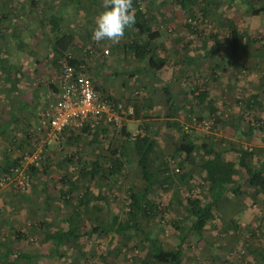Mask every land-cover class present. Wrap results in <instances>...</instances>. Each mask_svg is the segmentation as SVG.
Segmentation results:
<instances>
[{"label":"rangeland","instance_id":"obj_1","mask_svg":"<svg viewBox=\"0 0 264 264\" xmlns=\"http://www.w3.org/2000/svg\"><path fill=\"white\" fill-rule=\"evenodd\" d=\"M90 1L96 4L98 2L97 6L95 5L96 8L93 5L92 12L89 11L92 14L77 17L59 12L54 13L53 16L46 14L42 12L40 0H0V33H4L2 37L0 36V49L5 56V61L10 60L12 63L5 71L0 68V123L5 115L8 116L10 107L16 108L19 100L26 104L27 113L33 117L43 105L41 94H43L44 77L37 71L45 61L41 63L35 59L41 56L38 51L44 52L47 46H44L45 49L43 46L32 48L26 46L21 47V50L14 45L4 46L6 41L16 43L14 39H10V36L19 21L22 22H20L22 26H26L24 27L25 35H34L33 31L36 30L39 37L41 36L40 40L43 41L48 32L50 36H54L48 26L53 25L56 28L60 25V22L57 23L55 19L56 16H59L62 23H69L75 33L80 27L89 29V37H82L81 32L75 36L76 50H80L79 55L83 59L86 55L84 49L88 46L93 48V55H87L88 66L90 63L101 62L100 59L104 58L105 62L102 64L106 67H99L98 82L104 83L111 92V96L107 93L108 96L122 105V112L116 113L120 117L119 125L115 126L113 123L102 120L97 129L101 132L100 130L105 128L106 132L104 135L97 133V141L94 144L90 141L92 135L89 133L78 131L73 133V135L79 134L78 138L69 140V138L66 139L69 132L64 131L59 141L44 147L46 157L36 162L37 174L30 177L28 188L19 190L13 184L0 188V242L18 251L37 254L34 264H104L103 256L111 264H157L146 256L148 248L141 236L134 235L130 239L120 240L109 232L91 233L78 239H71L60 246V256H48L53 243L44 238L45 227L37 225L32 228V225L39 221H47L48 229L52 231L63 229L68 225L66 219L74 216L76 224H80L78 226L83 232L90 228L91 222L108 221L112 213L122 217V213L128 207L129 189L138 187L142 190L145 181L136 163L135 154L129 144L125 143L126 137L121 134L120 128L124 126L130 134L144 131L152 134V131L156 129L157 148H155L154 160L166 159L170 163L174 184L166 185L163 190L154 189L149 194L150 197L158 196L161 206L169 204L164 211L157 214L151 228L153 235L161 240L164 247L175 248L179 237L171 221L186 218L187 212L184 205L188 195H198L205 201L201 193V185L204 183L203 172L196 165H192L189 170H181L177 164L178 156L173 159L170 157L178 142V136L173 128L166 126L165 122L173 118L177 119L184 127L203 133L205 139L212 142L217 149L228 148L231 143H234L235 147L249 149H254L258 146L257 144H260L258 135L248 137L243 133L248 123H253V110L245 107L244 101L249 92L259 91L264 119V90L261 87L264 83V57L258 59L251 55H242L237 62L232 59L239 65L240 68L237 69L234 65L228 64L231 60L218 61L219 59L213 55L207 54L209 47L204 46L201 40L209 32H217L219 38L225 41L229 28L226 25L221 26L220 22L229 18L235 21L239 31L264 41V12L250 15L244 0H196L193 2L192 0L183 2L155 0L156 17L152 27L160 32V37L155 40L157 44L151 43L150 46L167 61L155 79L146 71H141L144 63H135L132 51L124 45L130 39H135L131 34L133 29L125 30L118 42L111 40L96 42L92 39L94 20L103 8V0ZM252 1L258 3L262 0ZM81 2L83 3L84 0ZM28 7L36 8L33 10L35 13L28 14L25 10ZM203 7L206 12L201 14L200 9ZM54 9H57L56 5ZM189 11L196 14L192 17ZM5 12L7 15L3 19ZM46 21L47 23L44 24L43 22ZM192 29H196L195 32ZM176 38L179 40L175 41ZM207 41L208 45L212 43L209 38ZM257 45L258 43H255V47ZM105 49L108 50L107 53H104ZM225 51V49L221 50L222 53ZM19 52L23 54L33 52L37 56L33 57L34 61L26 64L31 74L24 75L22 78L17 77L9 89L10 80L16 73L14 68L18 65ZM14 53L17 54L14 55ZM190 54H193L197 60L187 65L185 55ZM175 63L180 65L179 68ZM214 65L216 68L213 67ZM173 68L177 78L170 79L169 75ZM213 76L216 77L215 80ZM164 83L166 86H163ZM156 87L169 88L170 94L176 100V110L168 104L166 108L159 107L160 104L163 106L164 99L158 101L160 104L157 106L152 92ZM204 87L208 90L209 97L213 99V105L217 107L216 114L225 119L222 125H218L215 129L203 128L200 123L191 119L192 116L197 117V114L202 115L205 120L211 119L208 110L205 109L206 106L202 108L204 103L197 104L194 98L195 93ZM160 93L155 94L156 98L162 97ZM189 108L192 111H188ZM239 112L242 116L239 125H229L226 122L229 115L234 117ZM35 123L30 122L29 125L23 126V129H17V126L14 127L15 130L10 128L7 130L8 133L1 137L3 143L0 141V172L8 162L7 158H20L34 147L35 142L28 136V131L35 127ZM113 149L114 154H112ZM96 151L104 158H114L120 154L123 163L121 171L112 178L98 177L92 180L86 177L77 178L80 175L82 161L93 158ZM227 156L234 162L238 160V154L234 152H228ZM255 156L258 159L262 154L256 153ZM28 168L30 169V166ZM183 171L189 174L190 179L183 175ZM239 172L238 181L242 183L245 176L242 170ZM72 183H76V186L72 187ZM177 184L179 185L178 198L172 199L171 191L178 186ZM70 186L75 196L83 193L88 187L93 195H98L101 191L103 198L91 199L86 209L81 210L78 216L74 215L75 208L65 204L60 193L61 190ZM44 187L47 192H44ZM246 190V193L241 196L236 197L227 192L220 198L215 209L217 215L209 221L204 232L201 235L190 233L181 246L182 264H264V194L254 192V189L250 187ZM46 193L49 195L47 203ZM106 202L110 209L106 208ZM185 221L187 222V219ZM18 231L25 237L18 236L16 234ZM3 258L8 260L6 257ZM10 259L13 260L16 257L11 255Z\"/></svg>","mask_w":264,"mask_h":264},{"label":"trees","instance_id":"obj_2","mask_svg":"<svg viewBox=\"0 0 264 264\" xmlns=\"http://www.w3.org/2000/svg\"><path fill=\"white\" fill-rule=\"evenodd\" d=\"M177 1L180 2V0ZM183 1L184 0H181V2ZM193 1L196 0H192V2ZM143 2H145V0H133L136 23L128 27L126 31H130L132 28L136 29L135 33L137 35H135L137 37L124 43V45L132 51V58L135 63H144L142 70L140 69L141 71H146L150 76H157L163 69V66L167 64V61L162 58L161 55L153 49V47L150 46V44L160 36V32L152 27L156 17L154 6L155 0H149L148 9L141 8ZM162 2L165 1L162 0ZM244 2L246 4V10L250 15H258L264 12V0L258 3H254L252 0H244ZM146 5L148 6V3ZM204 8L205 7L200 9L202 12L201 14L206 12ZM189 12L192 17L196 14L193 11ZM220 24L221 26L226 25V27L229 28L228 37L225 41H222L217 32H209L202 37L201 43L204 46L209 47L207 54L213 55L219 59L218 61L223 59H227L228 61L231 60V63L229 61L228 64L234 65L237 69L240 67H238L239 65L235 64V62H237V59L242 55H251L252 57L258 59L264 57L263 40L251 37L246 32L239 31L236 27L235 21L232 19H225L221 21ZM192 30L195 32L196 29ZM52 32L54 33L52 49L55 54V59L58 61L69 51V48L74 45V35L68 30H61L59 27L53 28ZM208 38L212 41L209 45L207 41ZM255 43H258L256 47ZM222 49H225L226 51L222 53ZM185 56L187 65H191L197 60L194 55ZM232 59L235 62H233ZM68 62L74 65L79 63V61L73 57L68 58ZM175 64L177 66L179 65L178 63ZM9 66L10 65L8 63H5V56L0 49L1 70L5 71ZM213 67L216 68L215 65ZM128 73L130 72L128 71ZM130 75L132 74L130 73ZM5 76L8 75L5 74ZM6 78L8 80V77ZM213 78L214 80L216 79L215 76H213ZM261 87L262 90H264V83ZM97 90L103 91V89L99 87H97ZM160 94V96L164 98V105L168 104L176 110V100H173V96L170 94L169 88L163 87V91H161ZM105 95L108 96V94ZM194 98L196 99L197 104L204 103L202 108L206 106L205 109L208 110V114L211 116V125L209 128L215 129L218 125L221 126L225 119L221 115L218 116L216 114L217 107L213 105V99L209 97L208 90L204 87L195 93ZM244 103L245 107L253 110V123L249 122L243 133L248 137L254 134L258 135L260 141L263 143L262 146H256L254 149H249L247 147H235L234 143H231V146L228 148L225 147L217 149L212 142L205 139V135L203 133H200L193 128L184 127L177 119L173 118L165 122L166 126L173 128L178 136V142L173 149V153L170 154V157L173 159L178 156L179 162L177 164L181 170H189L192 165H196V167L203 172L202 177L204 183L201 185V193L205 201L198 197V195H188L185 198L186 201L184 206L187 212L185 219H187V222L184 218L172 219L171 221L177 229L179 237L178 245L175 248L164 247L161 240L153 235V230L151 228V224L155 221L157 214L164 211L169 204L161 206L158 196H149L154 189L163 190L166 185L174 184L173 176L170 171V163L166 159L154 160L157 140L153 137V133L150 134L144 131L142 135H137L132 140L130 139V132L126 131L123 126L120 128L121 134L126 137L124 139L125 143L129 144L132 152L135 154L136 163L140 168L142 179L145 181L144 188L142 190L138 187L129 189L128 207L122 213V217L112 213L109 216L108 221L99 220L97 223L91 222L90 228L87 231L81 232V227L78 226L80 224H76L74 216L66 219L68 223L67 227L63 229H55L53 231L48 229L47 226L49 222L47 221H39L38 223L33 224L32 228L37 225L44 226V238L51 240L53 243L48 256H60V246L63 243H67L71 239H78L81 236L89 235L91 233L109 232L120 240L130 239L134 235L141 236L143 241L147 244L148 251L146 252V256L154 263L182 264L181 246L184 244L190 233L201 235L204 232V229L209 221L217 215L215 211L217 201L222 198L225 193L228 192L229 194L237 197L246 193V188L250 187L254 189V192L264 194V119L262 118L259 91L249 92ZM188 111H192L191 108H189ZM197 115V117L192 116L191 119L194 117L198 120L203 119L202 115ZM241 117L240 112L234 117L233 115H229L226 122L230 121L232 126L239 125L242 120ZM98 131L99 130L97 128L90 129L84 127L82 128L81 133L91 134V142L94 144L97 141V133H102L104 135L106 129L102 128L100 130L101 132ZM258 131L260 132L257 133ZM78 136L79 134H72L69 138H78ZM95 145L98 146V144ZM228 152L238 154L237 162H234L227 156ZM114 153L115 150L113 149L112 154ZM256 153L262 154V156L257 159L255 156ZM7 159L8 162L3 166L0 172V177L4 173H11L10 168L18 164L20 158L13 157L11 159ZM122 165L123 163L120 154H117L114 158H104L98 151H96L93 158L82 161V165L79 170L80 175H78L77 178L86 177L90 180L98 177L112 178L121 171ZM240 170L243 171L245 176L242 183L238 181ZM28 172L29 178L37 174L36 163L30 166ZM183 175L188 176V179H190L189 174L185 173V171H183ZM64 184L66 183L64 182ZM71 186L75 187L76 183H72ZM71 186L61 190L60 193L64 203L70 204L75 208L74 215L78 216L81 210L86 209L91 199L103 198L101 191H99L98 195H93L90 193L88 187L85 188L83 193L75 196L72 194L73 188ZM178 187L179 185L174 187L171 191L172 199L178 198ZM44 192H47L46 187H44ZM48 196L49 195L46 193V203L49 200ZM106 208L110 209L108 202H106ZM16 234L20 237H25V235L23 233L21 234L19 231ZM3 245L6 250H0V264L1 261L3 262L2 264H34L36 258L38 257L35 253L18 251L0 242V246ZM11 255H14L16 259H10ZM2 257H6L8 260H5L4 258L2 259ZM102 259L104 264H111L104 256Z\"/></svg>","mask_w":264,"mask_h":264},{"label":"built area","instance_id":"obj_3","mask_svg":"<svg viewBox=\"0 0 264 264\" xmlns=\"http://www.w3.org/2000/svg\"><path fill=\"white\" fill-rule=\"evenodd\" d=\"M84 51L85 57L76 65L68 62V58L72 57L69 52L58 60L57 97L42 110L37 124L28 131V136L35 142L34 147L10 168L11 173H4L0 177V188L7 184H13L19 190L28 188V167L46 157L44 147L58 141L63 131L77 133L84 127L94 129L102 120L119 125L120 117L117 114L122 112V105L96 89L87 59V55H93L94 50L88 46ZM107 52L105 49L104 53ZM192 120L203 128L211 124L210 119L198 121L194 117ZM143 133H132L130 139Z\"/></svg>","mask_w":264,"mask_h":264},{"label":"crops","instance_id":"obj_4","mask_svg":"<svg viewBox=\"0 0 264 264\" xmlns=\"http://www.w3.org/2000/svg\"><path fill=\"white\" fill-rule=\"evenodd\" d=\"M96 1H98V0H96ZM145 2L148 3V6L145 5ZM145 2H143V4L141 5V8L144 9L146 7L148 9V7H149V0H145ZM40 3H41V7L43 8L42 9L43 10L42 12H45L46 14H51L53 16L54 13L59 12L60 14L65 13V14H70L72 16H77V17H80V16L85 15V14L91 15L92 13H90L89 11L92 12V10H91L92 6L94 5V7L96 8V6L98 4V2H97V4H96V2H93L94 3L93 4L90 0H84L83 3L81 2V0H40ZM55 5L57 6V9H54V6ZM25 10L28 12V14H30L32 12L35 13L33 10H36V8H34V7H28ZM96 12H98V10ZM3 14H4L3 15V19H5L7 13L5 12ZM95 14H97V13H95ZM95 14H93V15H95ZM55 19H57L56 20L57 23L60 22V25L57 26V27L60 28V26H63V28H60L61 30H68V31H70L74 35V45L69 48V51L68 52L72 55L73 58L77 59L80 62V60H82V58H81V55H79V53H81V52H80V50H76L77 45H76V40H75L76 38H75V36L78 33L81 32L80 35H82V37L84 36V38H87V37L90 36L89 29L85 30V29H82L80 27L79 30H78V32L75 33L74 32V29H72L69 26V23H62L61 22V19L59 18V16H56ZM91 20H92V18L90 19V21ZM20 22L21 21H19L18 25L15 26V28L13 29L14 31H13V33H11V36H10L11 37L10 39H14V41H16V43H8L6 41L5 42L6 44L4 43V46H6V45H14L15 47H18L20 50H21V47L24 48L26 46H28L29 48L36 47V46H40V47H42V46L43 47L44 46L46 47L47 46V49L45 51L43 50L44 52H42L41 50L38 51L39 53H41V56L40 55L39 56L36 55L37 54V50L35 51L36 54H34L33 52H27L26 54H23L21 52H19V54L14 53V55L17 54V56H18V65H17L18 68L17 67L14 68V70H15L16 73L14 74V77L10 80V84L11 85H10L9 89H11V87L15 83L14 80L17 77L22 78L24 75L31 74V72H29L27 70L26 64L29 61H34L33 57L36 55L37 56V59H35V60H38L41 63H42V61L43 62L45 61L43 64H41V67H39V69L37 71L39 75H41L42 77H44V79H43V85H42L43 94H41V97H43V100H42V103H43L42 108H43V106L48 105V101L49 102L50 101H54L56 99V97H57V94H58L57 79H58V76H59V73H60V67H59L58 61L55 59V54H54V51L52 49V44H53V41H54V36L53 35L50 36L48 30H46V29H45V31H47L48 33L45 35L44 41L43 40H40L41 39V36L39 37V34L37 33L36 30L33 31V34L34 35H25V33H24V27H26V26H22L21 25L22 22L21 23ZM43 23L45 24V23H47V21L46 22H43ZM45 27H47V26H45ZM48 28H49V31L51 32L54 27L52 25L51 27L48 26ZM134 30H136V29H133L131 34H132L133 37L136 38L137 37L136 36L137 34L135 33ZM36 34H38V36ZM3 35H4V33L0 34L1 37ZM131 40H133V39H130L129 41H131ZM177 40H179V38H176L175 39V41H177ZM152 43H156L157 44V42L155 40ZM45 47H44V49H45ZM47 51H50V52H47ZM42 54H44V57H42ZM100 61L101 62L97 61L95 64L94 63H90L89 64L90 65L89 66V72H90V74H91V76L93 78L95 87L97 86L99 88H102L103 91L102 90L101 91L103 93H105V94L108 93L111 96V94H110L111 92L109 91V88L104 83H99L98 82V80H99L98 75H99V70H100L99 67L100 68L106 67V65L102 64V62H105L104 61V58H101ZM5 62H7L10 66L12 64L10 62V60L5 61ZM179 66L180 65H178L176 67H179ZM173 69L171 70V73L169 75L170 76V79L177 78V76H175V73H173V71H174ZM157 76H152V77L156 79ZM52 78H54V79H52ZM8 80H9V78H8ZM153 84H155V82H153ZM163 86H166V83H164ZM167 86H168V84H167ZM97 87H96V89H97ZM156 88H154L155 90L154 89L152 90V92H153V99L155 100L157 106H159L160 103L158 101H162L164 98L161 97V98L158 99V98H156L155 94H158L161 91H163V88L162 89L161 88H157L156 89ZM173 100H174V98H173ZM160 105L161 106H159V107H163V108L168 107V105H164V102H163V106H162V104H160ZM42 108L41 109L39 108L38 111L35 112V115L33 117V116H30V114L27 113V110L28 109L26 108V104L24 102H22L21 100L18 101L15 109H13L12 107H10V110L8 111V116L6 117V115L4 114L5 116L1 119L2 121L0 123L1 124V127H0V141H1V137L3 135L7 134L8 133L7 130L10 129V128H13L14 129V127L17 126V129H19V128L23 129L22 127L25 126V125H29L30 122H32L33 124L36 122L35 123V125H36L37 124V121H38V118H39V116H40V114L42 112ZM227 122H228L229 125H232L230 121H227ZM152 132L154 134L153 137L156 138V135H155L156 129L154 131H152ZM64 134H66V133H64ZM68 134L69 135L66 136V139H68L69 138L68 136L72 135L73 133L69 132ZM60 138H59V140H60ZM70 138H69V140H70ZM90 141H92V136H91V140ZM1 142L3 143V141H1ZM257 145L258 146H262L263 145L262 141H260V144H257ZM219 200L217 201V204H218ZM0 250L5 251L6 250L5 249V246L4 245L3 246H0Z\"/></svg>","mask_w":264,"mask_h":264},{"label":"clouds","instance_id":"obj_5","mask_svg":"<svg viewBox=\"0 0 264 264\" xmlns=\"http://www.w3.org/2000/svg\"><path fill=\"white\" fill-rule=\"evenodd\" d=\"M135 23L133 0H103V8L94 20L92 39L118 42L125 30Z\"/></svg>","mask_w":264,"mask_h":264}]
</instances>
